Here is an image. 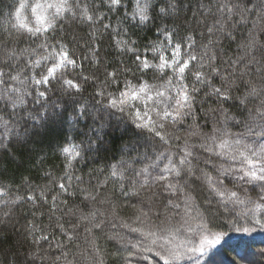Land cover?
<instances>
[{
	"label": "clouds",
	"instance_id": "clouds-1",
	"mask_svg": "<svg viewBox=\"0 0 264 264\" xmlns=\"http://www.w3.org/2000/svg\"><path fill=\"white\" fill-rule=\"evenodd\" d=\"M103 4L117 18L111 70L98 46L110 25L93 0H0V171L8 157L20 163L13 149L37 143L63 164L24 191L0 182V264H207L221 220L264 231V0H200L194 23L183 19L187 0ZM237 25L251 27L225 59L221 42ZM133 31L159 38L141 45ZM119 141L116 162L80 174Z\"/></svg>",
	"mask_w": 264,
	"mask_h": 264
},
{
	"label": "trees",
	"instance_id": "trees-1",
	"mask_svg": "<svg viewBox=\"0 0 264 264\" xmlns=\"http://www.w3.org/2000/svg\"><path fill=\"white\" fill-rule=\"evenodd\" d=\"M251 0H249V3ZM213 3V0H203V4L205 6H211ZM93 7L98 11L106 12V14L102 17V19L99 21V23L102 25L104 23H108L110 25V28L108 30V34L106 36V39L101 40L98 43V46L101 48L108 49L107 51V58L110 60L109 63V69L115 65L118 66L120 61L115 59L117 53L114 51V40L113 35L111 32L112 28H116V16L112 15L110 13H107L106 6L103 4V0H93ZM197 13V16H193V12ZM122 14V13H121ZM211 15V14H209ZM204 12L200 4V0H187V12L183 15L184 21H192L193 23L198 17H203ZM213 19L215 17H212ZM235 19V18H234ZM251 27V25H248L247 27L244 25H237V30L233 32L234 39H228L225 38L221 42V47L224 49V55L225 59L227 57L231 56L235 58L238 54H240V49L238 47V43L243 39L244 35L247 32V28ZM79 31L87 34L88 29L87 28H78ZM117 31H119V28H117ZM193 35L199 39L198 33H193ZM207 35V34H206ZM117 39L120 38L119 36L116 37ZM127 38V37H125ZM132 38L137 39L138 42L141 45H146L149 41V39H158L159 34L156 32H148V33H141L139 31H133L132 32ZM111 46V47H109ZM132 59V57H129V61ZM82 67H84L87 62L81 61ZM217 65H220L223 63L221 60H217ZM231 63V61H229ZM191 66V65H190ZM225 71H228V69H225ZM212 82L219 86L220 80L219 77L214 76L212 78ZM89 92L93 91L91 88L88 89ZM99 97H97L98 99ZM209 101L213 104H215V101L209 97ZM207 106V105H205ZM226 107H230V109L234 112H236L238 115H244L243 112H240L239 103L238 102H226ZM7 110V109H6ZM197 112H200V107L197 106ZM205 118L200 117V122H204ZM205 128L210 129L211 125L205 123ZM233 131H240L239 126H233ZM106 139H111L110 137H106ZM125 141H119L115 144V150H107L103 155H100L98 157L89 159L85 162L84 165L80 166L79 172L82 175L87 176V174L96 168H100L102 166H107L111 163L116 162L117 159L120 158V144L124 143ZM143 149H140L139 152H142ZM14 155L20 156V163L17 164L15 161L12 160L11 157H8L7 164L4 166L5 170L0 171V182L11 184L12 188L19 189L21 191H24V181L27 180L28 183L33 185H42L49 181L50 176L45 175V173H55L56 175H60L63 170V164L58 160V158H54L51 156V154H46L44 147L42 144L37 143L34 150L29 149L24 152H17L16 149H13ZM43 157V159H41ZM127 159H130L134 162L136 166H141L142 164L146 163L147 161L142 159L137 152H130L128 153ZM154 158V157H153ZM163 166V162H161V167ZM98 174L95 171H92V177L91 182L95 183V177ZM100 178L102 179L103 176L101 175ZM62 183L64 181H61ZM59 185H56L54 191H59ZM101 191H104L103 188H101ZM27 194V192H26ZM83 196L77 195L74 197L68 196L67 194L64 195V200L66 201H72V200H82ZM48 200L51 202V194L48 196ZM45 208H50L51 203L44 205ZM86 210V207H85ZM31 211H36V209H32ZM23 215L25 217H30L31 212L25 209ZM41 220H45L46 217L41 216ZM221 225L223 226V236L225 237V241L221 243V245L218 247L217 250H220L224 257L226 259H231L234 261H237L236 255L242 254L244 252H256L257 256L253 258V262L251 264H264V232L260 233L256 236L250 235L248 233H245V235L241 237L232 236L234 233L241 234L243 231H236L234 228H229L228 224L225 223L223 220H221ZM58 232V230H57ZM227 237V238H226ZM61 239H66L65 237L61 236ZM53 237L49 236V240H52ZM45 246L47 245V241L44 242ZM107 247L110 252L115 251L117 246L112 242H107ZM246 250V251H245ZM251 256V255H250ZM109 264H116V259H112L109 261ZM147 264V262H145Z\"/></svg>",
	"mask_w": 264,
	"mask_h": 264
},
{
	"label": "rangeland",
	"instance_id": "rangeland-1",
	"mask_svg": "<svg viewBox=\"0 0 264 264\" xmlns=\"http://www.w3.org/2000/svg\"><path fill=\"white\" fill-rule=\"evenodd\" d=\"M263 232L264 231H261V230H259V228H257L256 232H252V233H248V234L256 236V235L263 233ZM245 233L246 232H242L241 234L234 233L232 236H237V237H241L243 235L246 236ZM224 241H225V237L222 236L219 243L215 244V246L209 250L208 256L205 257L207 264H251V262H253L254 256L255 257L257 256L256 252H250V254H249V252H247L245 250L246 252L236 255L237 261L231 260L230 258L226 259L223 255V253L220 250H217L218 247L221 245V243H223Z\"/></svg>",
	"mask_w": 264,
	"mask_h": 264
},
{
	"label": "snow or ice",
	"instance_id": "snow-or-ice-1",
	"mask_svg": "<svg viewBox=\"0 0 264 264\" xmlns=\"http://www.w3.org/2000/svg\"><path fill=\"white\" fill-rule=\"evenodd\" d=\"M187 67H188V63H187V62H181V66L179 67V71H180V72H184L185 69H186ZM141 91H143V89H141ZM137 115H138V114H137ZM155 135L157 136V138L162 139V137L160 136V133H159V132L155 133ZM112 174L115 176V175H117L118 173H117V171L114 169ZM59 187L63 190V189L65 188V185L60 184ZM29 199H31V197H29Z\"/></svg>",
	"mask_w": 264,
	"mask_h": 264
}]
</instances>
